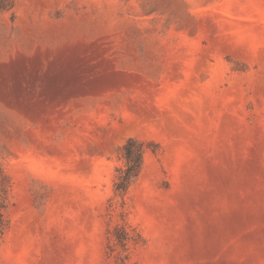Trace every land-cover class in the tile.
<instances>
[{
	"label": "rangeland",
	"instance_id": "obj_1",
	"mask_svg": "<svg viewBox=\"0 0 264 264\" xmlns=\"http://www.w3.org/2000/svg\"><path fill=\"white\" fill-rule=\"evenodd\" d=\"M0 264H264V0H0Z\"/></svg>",
	"mask_w": 264,
	"mask_h": 264
},
{
	"label": "trees",
	"instance_id": "obj_2",
	"mask_svg": "<svg viewBox=\"0 0 264 264\" xmlns=\"http://www.w3.org/2000/svg\"><path fill=\"white\" fill-rule=\"evenodd\" d=\"M132 141H129L128 144L126 145V150H127V157H128V168L124 170V173L122 175V181L119 186L125 185V182L130 178V175L135 167V165L139 164L142 158V150L140 148L138 149H132ZM133 156V157H132Z\"/></svg>",
	"mask_w": 264,
	"mask_h": 264
}]
</instances>
